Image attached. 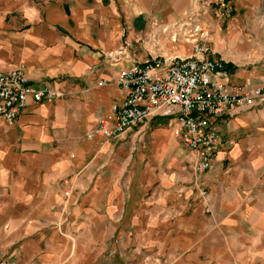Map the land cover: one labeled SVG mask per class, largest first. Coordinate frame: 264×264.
<instances>
[{"label":"crops","instance_id":"0c3cea01","mask_svg":"<svg viewBox=\"0 0 264 264\" xmlns=\"http://www.w3.org/2000/svg\"><path fill=\"white\" fill-rule=\"evenodd\" d=\"M194 42L264 99V0H0V71L60 94L0 119V262L264 264V100L210 120L203 174L174 118L86 139L123 101L120 69Z\"/></svg>","mask_w":264,"mask_h":264},{"label":"built area","instance_id":"2783aa9c","mask_svg":"<svg viewBox=\"0 0 264 264\" xmlns=\"http://www.w3.org/2000/svg\"><path fill=\"white\" fill-rule=\"evenodd\" d=\"M208 53L206 44L194 42L189 57L155 58L120 69L114 83L125 93L123 101L112 105L109 113L97 120L86 139L101 136L118 142L150 119L174 118L173 137L196 155L194 173L212 171L219 136L210 120L253 107L264 99L261 89L230 84L225 64L210 59ZM106 84L100 82L97 86ZM59 96L48 86L34 88L24 77L22 66L0 72V119L8 126L13 125L28 101L50 103Z\"/></svg>","mask_w":264,"mask_h":264},{"label":"rangeland","instance_id":"374dc122","mask_svg":"<svg viewBox=\"0 0 264 264\" xmlns=\"http://www.w3.org/2000/svg\"><path fill=\"white\" fill-rule=\"evenodd\" d=\"M214 6V5H213ZM210 8V7H209ZM209 11H207L206 13H208ZM227 14H229L228 12H226V11H219L218 12V18H225L226 17V15ZM16 69V68H15ZM12 70H14V69H11V70H8V71H0L1 73H8V72H10V71H12ZM24 77L27 79V77H26V75H25V72H24ZM28 80V79H27ZM172 159H173V157H169V160H168V163H169V165L171 166V163H172ZM149 160V162H151L150 161V159H148ZM153 165H156L157 163L155 162V161H153V162H151ZM170 168V167H169ZM171 174H173L170 170H169V175H171Z\"/></svg>","mask_w":264,"mask_h":264}]
</instances>
